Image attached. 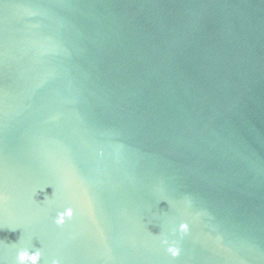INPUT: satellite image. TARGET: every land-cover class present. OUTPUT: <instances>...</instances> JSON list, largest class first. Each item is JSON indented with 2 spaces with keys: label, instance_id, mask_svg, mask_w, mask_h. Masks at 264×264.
I'll return each instance as SVG.
<instances>
[{
  "label": "water",
  "instance_id": "obj_1",
  "mask_svg": "<svg viewBox=\"0 0 264 264\" xmlns=\"http://www.w3.org/2000/svg\"><path fill=\"white\" fill-rule=\"evenodd\" d=\"M21 251L264 264V0H0V264Z\"/></svg>",
  "mask_w": 264,
  "mask_h": 264
},
{
  "label": "clouds",
  "instance_id": "obj_2",
  "mask_svg": "<svg viewBox=\"0 0 264 264\" xmlns=\"http://www.w3.org/2000/svg\"><path fill=\"white\" fill-rule=\"evenodd\" d=\"M69 215L71 213H68ZM64 215L61 213L57 218V223L61 224L64 222ZM41 254L39 252L29 253L28 251H21L18 255V262L19 264H40ZM45 264H60L58 259H52Z\"/></svg>",
  "mask_w": 264,
  "mask_h": 264
}]
</instances>
